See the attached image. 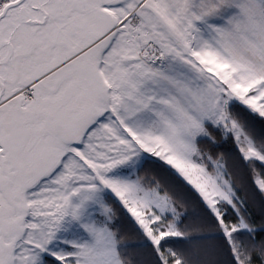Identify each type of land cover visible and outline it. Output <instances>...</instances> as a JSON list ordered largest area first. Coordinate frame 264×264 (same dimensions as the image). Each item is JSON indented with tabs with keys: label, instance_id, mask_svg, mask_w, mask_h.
<instances>
[{
	"label": "snow or ice",
	"instance_id": "snow-or-ice-1",
	"mask_svg": "<svg viewBox=\"0 0 264 264\" xmlns=\"http://www.w3.org/2000/svg\"><path fill=\"white\" fill-rule=\"evenodd\" d=\"M0 264H264V0H0Z\"/></svg>",
	"mask_w": 264,
	"mask_h": 264
}]
</instances>
